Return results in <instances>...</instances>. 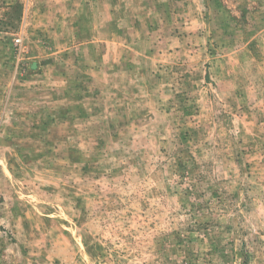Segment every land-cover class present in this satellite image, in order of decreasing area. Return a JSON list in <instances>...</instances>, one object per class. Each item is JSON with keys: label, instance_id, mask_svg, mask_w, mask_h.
<instances>
[{"label": "rangeland", "instance_id": "374dc122", "mask_svg": "<svg viewBox=\"0 0 264 264\" xmlns=\"http://www.w3.org/2000/svg\"><path fill=\"white\" fill-rule=\"evenodd\" d=\"M0 264H264V0H0Z\"/></svg>", "mask_w": 264, "mask_h": 264}]
</instances>
